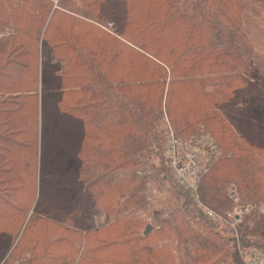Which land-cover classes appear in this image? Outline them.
Segmentation results:
<instances>
[{
  "label": "trees",
  "instance_id": "obj_1",
  "mask_svg": "<svg viewBox=\"0 0 264 264\" xmlns=\"http://www.w3.org/2000/svg\"><path fill=\"white\" fill-rule=\"evenodd\" d=\"M245 12L242 0H0V264H240L230 226L180 184L144 234L171 132L216 146L201 201L246 208L240 246L264 249V141L218 110L264 82Z\"/></svg>",
  "mask_w": 264,
  "mask_h": 264
},
{
  "label": "rangeland",
  "instance_id": "obj_2",
  "mask_svg": "<svg viewBox=\"0 0 264 264\" xmlns=\"http://www.w3.org/2000/svg\"><path fill=\"white\" fill-rule=\"evenodd\" d=\"M242 2L246 6L243 29L250 35L256 49L264 56V8L249 3L247 0H242ZM218 110L219 113L227 119V122L237 134L247 139L264 141V82L247 92L241 100L221 104ZM173 134L175 135L174 132ZM177 139L181 141L178 137ZM166 164L167 160L164 162L167 170L168 165ZM162 176L164 177V179L160 178L162 182H164L162 189H158V185L160 186L158 183L160 181L159 179V181H155V186L157 188L154 187V190H149L148 193V195L151 196V201L148 199L151 203L147 216V222L150 223V225L155 224L157 220L169 213L175 203L176 190L174 185L178 183L168 170L165 171ZM240 206L239 203H236L233 207L227 210L225 209V212L234 211L235 208H240ZM222 211L223 210L220 209V211L216 212L221 213ZM261 214L264 215V205L261 207ZM93 219L92 224L95 226L102 225L107 221L103 216L94 217ZM254 249L256 248L251 250ZM262 250L264 251V249ZM243 251L244 254H241V257H244L245 253L249 252V250L244 249ZM241 257L239 263L244 264ZM77 263H79V258L74 259V264Z\"/></svg>",
  "mask_w": 264,
  "mask_h": 264
},
{
  "label": "built area",
  "instance_id": "obj_3",
  "mask_svg": "<svg viewBox=\"0 0 264 264\" xmlns=\"http://www.w3.org/2000/svg\"><path fill=\"white\" fill-rule=\"evenodd\" d=\"M203 138L205 136H202ZM197 139L196 142L186 147L171 132L168 146L166 149V160L168 169L173 175L175 181L180 184L184 190L191 193L196 204L210 218L225 221L233 231L236 245L239 253L244 254L239 241V224L242 215L247 211L246 208H235L234 211L219 213L202 203L199 194V187L202 177L207 174L217 160L218 152L216 146L206 139ZM244 264H264V251L254 249L245 253L241 257Z\"/></svg>",
  "mask_w": 264,
  "mask_h": 264
},
{
  "label": "water",
  "instance_id": "obj_4",
  "mask_svg": "<svg viewBox=\"0 0 264 264\" xmlns=\"http://www.w3.org/2000/svg\"><path fill=\"white\" fill-rule=\"evenodd\" d=\"M151 230H152V225L149 224V225L147 226V228H146L144 234H145V235L149 234Z\"/></svg>",
  "mask_w": 264,
  "mask_h": 264
}]
</instances>
